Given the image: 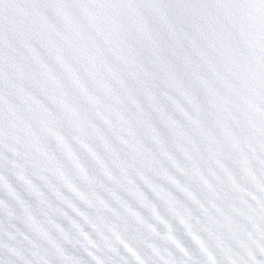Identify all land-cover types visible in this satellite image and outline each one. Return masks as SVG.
<instances>
[{"label": "snow or ice", "instance_id": "1", "mask_svg": "<svg viewBox=\"0 0 264 264\" xmlns=\"http://www.w3.org/2000/svg\"><path fill=\"white\" fill-rule=\"evenodd\" d=\"M0 264H264V0H0Z\"/></svg>", "mask_w": 264, "mask_h": 264}]
</instances>
